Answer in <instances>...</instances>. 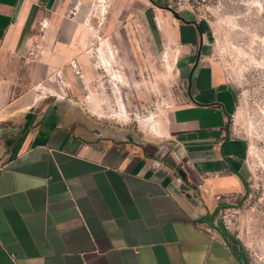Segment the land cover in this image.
Wrapping results in <instances>:
<instances>
[{"label":"crops","instance_id":"obj_1","mask_svg":"<svg viewBox=\"0 0 264 264\" xmlns=\"http://www.w3.org/2000/svg\"><path fill=\"white\" fill-rule=\"evenodd\" d=\"M99 2L179 52L161 140L84 119ZM235 102L204 18L170 0H0V264H241L206 222L249 178Z\"/></svg>","mask_w":264,"mask_h":264},{"label":"rangeland","instance_id":"obj_2","mask_svg":"<svg viewBox=\"0 0 264 264\" xmlns=\"http://www.w3.org/2000/svg\"><path fill=\"white\" fill-rule=\"evenodd\" d=\"M105 5H96L91 21L101 35L77 101L84 119L137 141L161 140L184 88L175 75L179 52L161 23L162 40L153 25L109 19ZM201 10L211 57L235 96L229 124L244 143L249 173L242 194L224 197L208 214L218 209L214 225L225 228L246 264H264V0H210Z\"/></svg>","mask_w":264,"mask_h":264},{"label":"built area","instance_id":"obj_3","mask_svg":"<svg viewBox=\"0 0 264 264\" xmlns=\"http://www.w3.org/2000/svg\"><path fill=\"white\" fill-rule=\"evenodd\" d=\"M210 0H170V9L176 13L189 11L205 19V11L201 10Z\"/></svg>","mask_w":264,"mask_h":264},{"label":"water","instance_id":"obj_4","mask_svg":"<svg viewBox=\"0 0 264 264\" xmlns=\"http://www.w3.org/2000/svg\"><path fill=\"white\" fill-rule=\"evenodd\" d=\"M218 210V209H217ZM217 210H215L214 212H213V214H211V215H209L207 218H206V222H207V224L212 228V229H214L222 238H224L225 240H227V234H226V232H225V228L223 227V226H216V225H214V222H213V217H214V215H215V213H216V211ZM233 252L236 254V256L238 257V259L241 261V264H246L244 261H243V259H242V255H241V253L238 251V250H234L233 249Z\"/></svg>","mask_w":264,"mask_h":264},{"label":"flooded vegetation","instance_id":"obj_5","mask_svg":"<svg viewBox=\"0 0 264 264\" xmlns=\"http://www.w3.org/2000/svg\"><path fill=\"white\" fill-rule=\"evenodd\" d=\"M217 213V212H216ZM214 218V217H213ZM229 242V241H228ZM230 243V242H229ZM230 245L232 246V248L235 250L236 248H235V245H232L231 243H230Z\"/></svg>","mask_w":264,"mask_h":264}]
</instances>
